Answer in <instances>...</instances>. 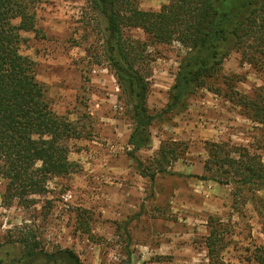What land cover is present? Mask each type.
I'll use <instances>...</instances> for the list:
<instances>
[{"label": "rangeland", "instance_id": "rangeland-1", "mask_svg": "<svg viewBox=\"0 0 264 264\" xmlns=\"http://www.w3.org/2000/svg\"><path fill=\"white\" fill-rule=\"evenodd\" d=\"M169 2L140 0L139 8L158 12ZM101 30L88 0H43L36 31L22 33L21 53L35 63L52 110L73 122L79 137L67 143L73 172L53 178L48 193L36 197L30 209L17 201L3 203L6 181L0 178V244L30 227L47 251L71 249L81 264H258L264 191L199 177L205 175L206 148L213 143L264 156L262 126L229 101L236 94L259 93L264 67L243 63L239 53H232L217 82L151 127L149 146L135 153L140 169L128 144L131 106L101 55ZM126 32L150 44L142 30ZM148 51L153 60L148 106L157 114L168 104L184 49L174 42ZM165 142L179 144L181 159L168 167L172 173L151 180ZM214 231L222 244L220 260L210 263L206 242ZM14 247L11 253L17 255L20 246ZM9 248L5 245L4 252Z\"/></svg>", "mask_w": 264, "mask_h": 264}, {"label": "trees", "instance_id": "trees-1", "mask_svg": "<svg viewBox=\"0 0 264 264\" xmlns=\"http://www.w3.org/2000/svg\"><path fill=\"white\" fill-rule=\"evenodd\" d=\"M42 1L0 0V178L6 181L3 203L11 206L17 201L25 209L36 204V197L48 193L53 178L73 172L67 143L79 137L73 122L52 110L46 90L36 78L35 63L21 53L22 33L36 31ZM88 2L102 27L101 55L131 106L133 130L128 144L140 169L142 163L135 153L149 146L151 127L216 81L232 53H239L243 63L264 67V0H170L158 12L141 10L140 0ZM132 29L142 30L150 44L127 34ZM174 42L182 46L184 54L166 108L153 114L148 106L153 61L148 48ZM229 101L264 130V88L254 97L236 94ZM178 146L175 142L161 145L154 159L155 171L149 174L151 180L157 174L172 173L168 167L181 159ZM206 151L201 180L222 185L237 182L264 191V156L227 143L210 144ZM13 238L10 236L6 252L3 247L7 244H0V264H81L71 249L47 251L30 227L20 229ZM221 239L215 231L207 239L210 263L220 260ZM17 245L21 250L14 255L11 251ZM256 261L264 264V246Z\"/></svg>", "mask_w": 264, "mask_h": 264}]
</instances>
